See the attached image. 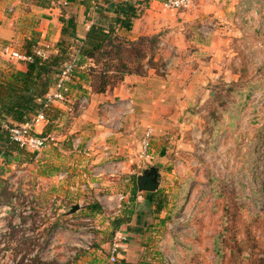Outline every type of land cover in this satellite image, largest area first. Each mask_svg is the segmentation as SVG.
<instances>
[{
    "label": "rangeland",
    "instance_id": "374dc122",
    "mask_svg": "<svg viewBox=\"0 0 264 264\" xmlns=\"http://www.w3.org/2000/svg\"><path fill=\"white\" fill-rule=\"evenodd\" d=\"M45 1L0 0L5 17L0 28L18 12H42L60 0H49L47 7L42 6ZM148 1L143 0L141 8ZM233 7L238 17L253 20L241 21L238 34L231 38L234 57L240 61L230 65L227 81L214 87L216 101L161 118H130L129 128L137 133L132 152L125 148V117L113 125L121 137L104 138L101 155L95 146L102 142L90 144L93 132L81 140L80 127L71 133V119L63 118V125L55 129L56 141L39 156L31 153L10 165L0 158V190H12L15 203V209L0 214V264H17L23 257L25 264H108L118 219L125 220L119 229L128 238L125 256L137 264H264V0H242ZM25 15H17L19 27L15 23L19 40L13 35L0 37V75L16 66L5 48L25 52L37 41L35 21ZM245 25L247 32L240 30ZM145 43L137 48L146 54L151 44ZM121 61L125 54L114 64ZM120 77L112 78L115 87ZM250 81L260 85L247 106L236 111L227 87L245 88ZM221 96L227 102L218 111ZM121 102L118 98L109 107L125 108ZM227 108L220 121L222 131L214 140L210 119L213 114L220 118ZM148 134L152 148L144 157L142 143ZM151 169L161 172V213L148 204L145 193L138 192L133 200L137 179ZM75 205L81 210L70 216ZM95 205L100 210H93ZM218 237L220 257L214 251Z\"/></svg>",
    "mask_w": 264,
    "mask_h": 264
},
{
    "label": "crops",
    "instance_id": "0c3cea01",
    "mask_svg": "<svg viewBox=\"0 0 264 264\" xmlns=\"http://www.w3.org/2000/svg\"><path fill=\"white\" fill-rule=\"evenodd\" d=\"M110 1L116 5L126 4V9L131 5L137 9V16L131 21V29H120L118 35L134 43L144 39L149 40L152 53L148 54L143 63L145 73L142 76L126 75L117 87L110 89L106 94L94 93L86 79L81 80L76 77L73 81L71 100L64 104H55L47 114V123L37 128L40 134L47 133L54 136V133H57L55 129L63 125L60 122H65L63 118L68 120L70 118V121H73V123L69 121L71 133L79 126L78 137L81 140H85L93 132L90 144L95 146L98 142H102L95 146L100 155L102 153L100 149L106 147L103 145L104 138L122 135L113 131L114 122L118 117H125V148L127 146L129 149L137 134L135 128H129L130 118H161L164 114H173L174 110H181L183 113L192 110L196 105L201 107L210 100L216 101L218 92L213 90L214 87L225 82L224 80L227 81L230 65L233 63L237 65L240 61L235 58L236 56L234 57L236 54L230 46L233 41L231 38L238 34L237 26H241V21L253 20L250 16L238 17V14L232 12L233 6L240 4L242 0H196L193 9L178 12L166 10L158 0H149L142 8L143 0ZM61 5L64 8L60 7ZM90 7V0H60L58 6L52 3L51 7L44 8L42 12L26 15L18 12L16 17L11 19V23L7 22L6 28H0V37L6 40L13 35L19 40L21 33L16 29L15 23L18 22L17 15H25V19L35 21L32 26L36 31L34 33L37 41L32 47L44 50L48 58L59 53L58 44L65 26L62 17L69 20L72 14L75 16L78 45L83 43L91 26L101 22L100 14L91 11ZM63 10L68 11V14H64ZM4 18L1 12L0 21ZM17 25L19 27V24ZM201 25H205L202 32H200ZM211 25L216 27L211 30ZM247 28L248 25H245L240 30L247 32ZM207 30L211 31L210 36L206 35ZM24 46H26L25 42ZM28 50L26 49L25 52ZM151 59L155 64L154 69L148 64ZM88 67H91L89 63L81 67L78 74L87 71ZM26 69V64L16 62L15 70ZM162 69L167 70L165 75L159 73ZM83 97L87 98L88 105L81 109L79 101ZM118 98L125 104V108L124 105L119 108L109 107ZM199 107L196 109L198 110ZM102 117L107 119L102 120ZM139 130L141 131V128ZM54 138L56 141V136ZM129 150L132 152L131 149ZM28 153L31 155V152ZM0 158L3 159L1 156ZM97 257L102 259L100 254H97ZM125 262L137 264L125 256L124 250L116 264H125ZM107 263L110 264V259Z\"/></svg>",
    "mask_w": 264,
    "mask_h": 264
},
{
    "label": "trees",
    "instance_id": "16d2710c",
    "mask_svg": "<svg viewBox=\"0 0 264 264\" xmlns=\"http://www.w3.org/2000/svg\"><path fill=\"white\" fill-rule=\"evenodd\" d=\"M49 3V0L48 2L45 1V4L42 6L46 4L48 6ZM90 3L91 9L93 7V0H90ZM125 6L126 4L116 5L110 0H101L100 4H97L99 8L97 12L102 17V20L91 26L85 40L79 45L77 44V23L75 16L70 14L71 18L69 20L62 17L61 20L65 26L62 30V39L58 44L59 53L57 55H52L45 60L35 57L33 63L27 64L25 71L11 70L6 75L4 73L0 75V156L4 159L6 165L19 162L22 159V161H25L26 156L29 155L26 150L20 148L17 143L12 141L10 129L16 125H27L32 122L34 117L43 109L45 97L57 83L64 64L70 61L76 52L80 54V61L75 78L86 79L85 81L90 83L93 92L96 94H106L110 89L114 88L116 82L112 78H119L121 76L122 78L120 77V79L122 80L126 75L142 76L145 73L143 63L148 54L152 53L151 48L145 54L144 50L137 47L143 46L149 40L144 39L134 43L118 35L120 29L125 28L126 30H130L131 21L137 16V9L134 6L131 5L127 9ZM63 12L64 14H68L65 10ZM34 49L32 47L27 53L32 54ZM124 54L125 61H121L116 66L114 61L123 57ZM130 58L133 60L129 61L128 59ZM87 63L91 67H88L87 71L78 74V71H81L80 68L84 67ZM148 64L151 69L155 68L152 59ZM259 85V83L256 84L250 81L245 88L242 85L236 86V84L227 88L226 91L231 92L235 98V101L231 105L232 108L241 112L247 106L253 90L256 87L258 88ZM223 98L224 96L218 98V111L220 110V106L227 102ZM228 111L229 108L222 112L220 118H217L219 115L216 114H213V116L215 115L213 119L211 118L209 126L213 128L212 138L214 140L217 139L222 131L220 121L224 120L223 116L225 115L226 117ZM138 192L136 184L133 200H135ZM145 195L148 204H155V212L161 213L164 201L158 198V192L145 193ZM5 207L12 210L15 209L14 193L12 190H0V212ZM92 209L95 211L100 210L98 205L92 206ZM123 225H125L124 219L115 220L113 224L117 232ZM11 226L12 224L9 227L11 228ZM46 231L47 229L43 235H46ZM219 237L215 242L214 249L218 257L222 255L218 241ZM26 258L23 257L19 264H24ZM125 264L127 263L125 262Z\"/></svg>",
    "mask_w": 264,
    "mask_h": 264
},
{
    "label": "built area",
    "instance_id": "2783aa9c",
    "mask_svg": "<svg viewBox=\"0 0 264 264\" xmlns=\"http://www.w3.org/2000/svg\"><path fill=\"white\" fill-rule=\"evenodd\" d=\"M196 0H163V7L169 11H183L191 10L195 7ZM101 0H93V12L98 11L97 4H100ZM210 27H213L212 25ZM211 29V28H210ZM212 30V29H211ZM211 33L210 30L207 31L206 35L208 36ZM5 54L12 60L18 63L31 64L34 62L35 57H40L42 59H47L44 50L34 49L33 53L22 52L15 50L13 47L5 48ZM80 54L76 52L73 58L66 62L61 70V73L58 77L57 83L50 89L48 95L45 97V104L43 109L34 117L31 123L27 125L14 126L10 129L11 139L17 143L20 148L33 153L34 155L39 156L51 142L55 141V138L52 134H40L37 131V128L40 125L47 123V114L52 109V107L57 104H64L69 102L72 96L73 90V81L75 79V73L79 68ZM88 105L87 98L83 97L79 101V106L81 109L86 108ZM151 136L148 134V137L145 136L142 149L143 156L147 157L149 150L152 148L151 141L149 140ZM150 157V156H149ZM4 209L12 210L11 208L5 207ZM3 209V210H4ZM3 210L1 212H3ZM0 214H3L1 213ZM128 238H125V234L117 232L114 237V242L111 248V258L110 263H118L119 256L121 252L125 250V244ZM22 258L17 262L20 263ZM28 262L27 258L24 264ZM31 262V261H30Z\"/></svg>",
    "mask_w": 264,
    "mask_h": 264
},
{
    "label": "water",
    "instance_id": "95a60500",
    "mask_svg": "<svg viewBox=\"0 0 264 264\" xmlns=\"http://www.w3.org/2000/svg\"><path fill=\"white\" fill-rule=\"evenodd\" d=\"M160 172L156 169L146 171L137 179V186L140 193H156L160 189ZM81 210L80 205L70 208L69 215H74Z\"/></svg>",
    "mask_w": 264,
    "mask_h": 264
}]
</instances>
